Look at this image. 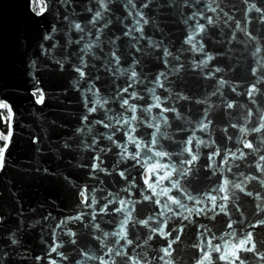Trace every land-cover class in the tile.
I'll return each instance as SVG.
<instances>
[{"label": "water", "instance_id": "obj_1", "mask_svg": "<svg viewBox=\"0 0 264 264\" xmlns=\"http://www.w3.org/2000/svg\"><path fill=\"white\" fill-rule=\"evenodd\" d=\"M37 1L0 0V264H264V0Z\"/></svg>", "mask_w": 264, "mask_h": 264}, {"label": "trees", "instance_id": "obj_2", "mask_svg": "<svg viewBox=\"0 0 264 264\" xmlns=\"http://www.w3.org/2000/svg\"><path fill=\"white\" fill-rule=\"evenodd\" d=\"M1 105V104H0ZM8 129V110L0 106V134Z\"/></svg>", "mask_w": 264, "mask_h": 264}, {"label": "snow or ice", "instance_id": "obj_3", "mask_svg": "<svg viewBox=\"0 0 264 264\" xmlns=\"http://www.w3.org/2000/svg\"><path fill=\"white\" fill-rule=\"evenodd\" d=\"M99 2H100V0H97V3H98V4H99ZM43 12H44V9L42 8V9H41V12H40V13H36V15L39 16V15H41ZM96 15L99 16L100 13L97 12ZM76 27L79 28V25H77ZM46 39H48V37H46ZM42 99H43V97H41V100H40V101H37V103L41 102ZM0 106H2V107H7V105H0ZM6 147H7V146H6ZM0 164H2V161H0ZM76 219L79 220L80 217H76ZM11 244H12V245H15V244H16L15 240L12 239V240H11ZM247 250H248V251H254V250H255L254 245H253L252 247L248 248ZM262 259H264V257H262Z\"/></svg>", "mask_w": 264, "mask_h": 264}, {"label": "rangeland", "instance_id": "obj_4", "mask_svg": "<svg viewBox=\"0 0 264 264\" xmlns=\"http://www.w3.org/2000/svg\"><path fill=\"white\" fill-rule=\"evenodd\" d=\"M40 6L37 0H33V7L37 9Z\"/></svg>", "mask_w": 264, "mask_h": 264}]
</instances>
